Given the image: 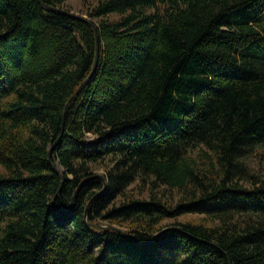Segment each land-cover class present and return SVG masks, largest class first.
I'll return each mask as SVG.
<instances>
[{"label":"trees","instance_id":"16d2710c","mask_svg":"<svg viewBox=\"0 0 264 264\" xmlns=\"http://www.w3.org/2000/svg\"><path fill=\"white\" fill-rule=\"evenodd\" d=\"M87 13L99 56L65 106L92 67V26L0 0V264H264V164H248L264 151V0Z\"/></svg>","mask_w":264,"mask_h":264},{"label":"water","instance_id":"95a60500","mask_svg":"<svg viewBox=\"0 0 264 264\" xmlns=\"http://www.w3.org/2000/svg\"><path fill=\"white\" fill-rule=\"evenodd\" d=\"M38 1H39V3H40L41 5H43L44 7H46V8L49 9V10L56 11V12H60V13H65V14H68V15H70V16H73V17H76V18L83 19V20L87 21V22L92 26V29H93V31H94V36H95V52H94V60H93L92 67H91V69H90L88 75H87V76H86V77H85V78H84V79L78 84V86L76 87L75 91H74V92L70 95V97L68 98V100H67L66 103H65V106H66V105L69 103V101H71V100L75 97V95L78 93V91H79V89L81 88V86H82L84 83H86V82L88 81L89 77H91V75L93 74V72H94V70H95V67H96V64H97V60H98V56H99V40H98L99 37H98L97 26H96V24H95L94 21H92L91 19H89V18H87V17H85V16H83V15H80V14L74 13V12H72V11L66 10V9L61 8V7H58V6H54V5L47 4V3L43 2V0H38ZM60 136H61V135H60ZM60 136L57 138V140L55 141L54 145L56 144V142L58 141V139L60 138ZM50 157H51V149L48 151V158H49V160H50ZM96 176L101 177V178L103 179V181H104V178H103L102 175H96ZM88 179H89V178H86V179H84V180H82V181L80 182V184L78 185V187L76 188V190H75V192H74V194H73V196H72L71 203H72V201L74 200V198L77 196V194H78L80 188L82 187V185H83ZM59 191H60V188H59L57 194L59 193ZM101 192H102V190H100L99 192H97L96 194H94V195L90 198V200L87 202L86 207H85V218H86V215H87V213H88V210H89L91 204L93 203V201L95 200V198H97V197L101 194ZM57 194H56V195H57ZM92 225L95 226V227H97V228H106V229L116 230V231H118L119 233L123 234L124 236L128 237L129 239H134V238L132 237V235H131L129 232H127L126 230H124V229L121 228V227H117V226L110 225V224H99V225H97V224H92ZM167 229H168V228H167ZM169 229H178V228L170 227ZM164 230H166V229H164ZM164 230H162V231H160L159 233H157V234L154 236V238L157 237L159 234H161ZM154 238H153V239H154ZM198 240H200V239H198ZM200 241L205 242V243H209V244H211L212 246L217 247L216 244H214V243H212V242H208V241H204V240H200ZM227 258H228V257H227ZM228 263L231 264V261H230L229 258H228Z\"/></svg>","mask_w":264,"mask_h":264},{"label":"rangeland","instance_id":"374dc122","mask_svg":"<svg viewBox=\"0 0 264 264\" xmlns=\"http://www.w3.org/2000/svg\"><path fill=\"white\" fill-rule=\"evenodd\" d=\"M97 2V0H63L61 5L64 6L65 8H68L69 11H72L74 13L83 15L89 19H91L92 21L96 20L97 18H93L90 17L89 14L87 13L88 9L90 7H92L95 3ZM67 10V9H66ZM110 17H118V12H112L109 14ZM261 157V158H260ZM250 160H248V164L250 166H253L252 168H254L255 170H260V167L264 164V151L261 152V155H251ZM196 159H199L196 157ZM261 161L263 163H261ZM91 168L92 171L95 175H102L104 173V171L106 170V165H103L100 162H95V163H91ZM0 171H2V168H0ZM140 192L141 189L136 185V183H132L129 187H128V194H132L135 197L140 196ZM116 202H120V200H116ZM174 202V201H172ZM199 216L196 215H183V216H179L177 219L179 220H188V219H198ZM172 221V219H167L164 222H170Z\"/></svg>","mask_w":264,"mask_h":264},{"label":"built area","instance_id":"2783aa9c","mask_svg":"<svg viewBox=\"0 0 264 264\" xmlns=\"http://www.w3.org/2000/svg\"><path fill=\"white\" fill-rule=\"evenodd\" d=\"M90 136V135H89Z\"/></svg>","mask_w":264,"mask_h":264}]
</instances>
